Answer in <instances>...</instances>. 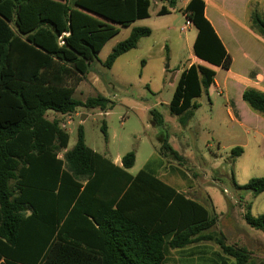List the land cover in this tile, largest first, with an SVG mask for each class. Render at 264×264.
<instances>
[{"label":"trees","instance_id":"16d2710c","mask_svg":"<svg viewBox=\"0 0 264 264\" xmlns=\"http://www.w3.org/2000/svg\"><path fill=\"white\" fill-rule=\"evenodd\" d=\"M149 6V0H0V264H170L171 251L200 241L220 247L217 264H264L210 232L216 216L148 165L130 175L133 153L114 166L85 145L80 128L73 148L57 157L69 136L46 112L104 107L103 97L82 103L72 96L116 35L113 24L147 19ZM167 13L161 7L157 15ZM183 15L196 29L194 57L228 70L232 60L205 17L204 1L188 0ZM251 24L264 39V19L253 14ZM149 35L148 28L134 29L103 66L111 68ZM214 77L212 69L194 64L180 73L169 110L182 115L181 124ZM241 98L264 115V93L246 89ZM152 114L159 123L160 115ZM160 152L182 159L165 139ZM241 154L240 147L231 151L232 158ZM239 188L264 193V178ZM244 221L264 233V215L246 213Z\"/></svg>","mask_w":264,"mask_h":264},{"label":"rangeland","instance_id":"374dc122","mask_svg":"<svg viewBox=\"0 0 264 264\" xmlns=\"http://www.w3.org/2000/svg\"><path fill=\"white\" fill-rule=\"evenodd\" d=\"M149 3L147 19L127 27L113 24L116 35L102 47L72 96L82 103L103 97L107 100L104 107L80 106L66 115L46 112L45 118L57 121L69 136L66 150L57 157L61 159L73 148L80 128L85 145L98 154L121 160L133 153L135 162L127 170L129 174L135 176L148 165L146 168L160 180L216 216L210 232L224 236L226 245L245 249L252 261L264 260V233L244 221L246 213L264 215V193L239 188L251 179L264 178V125L256 120L264 115L241 98L243 89L264 93V85L255 87L246 76L251 70L261 73L260 67L264 68V39L247 24L236 22L238 29L232 28L243 36L231 35L224 40L233 58L230 70L207 66L215 72L216 85L192 100L196 108L189 109L191 118L181 124L182 115L172 114L169 104L180 73L193 64L196 29L185 25L183 0ZM161 7L169 13L157 15ZM209 7L216 10L209 3L208 15ZM136 28H148L150 35L141 37L134 49L105 68L103 63L112 48ZM152 111L160 115L159 123ZM162 139L181 160L160 152ZM235 147L242 148V154L232 158ZM222 255L214 242L200 241L171 251L169 263L217 264Z\"/></svg>","mask_w":264,"mask_h":264},{"label":"crops","instance_id":"0c3cea01","mask_svg":"<svg viewBox=\"0 0 264 264\" xmlns=\"http://www.w3.org/2000/svg\"><path fill=\"white\" fill-rule=\"evenodd\" d=\"M205 4V17L210 22L211 26L213 27L214 31L216 32L217 36L219 37L220 41L222 42L226 52L230 56L232 63L233 58L230 55V51L225 43L224 40H227V37L233 36L236 37V34L242 35L241 31H234L233 28H237L236 22H240L242 26L246 24L251 27V17L253 14L258 15L259 17L264 19V0H203ZM188 0H183V6L187 4ZM209 3L213 4L216 7V10L210 9L208 15V5ZM214 12L217 14L214 16ZM229 16L232 21L230 22L227 18ZM233 27V28H232ZM262 37V36H261ZM230 41V40H229ZM192 62L194 65H201V66H210L206 62L198 60L196 57H193ZM231 63V65H232ZM231 68V66H230ZM261 73L255 72L251 70L247 73V79L251 81V84L255 87H261L264 85V72L262 67ZM230 70V69H229ZM260 70V69H259ZM215 84V81L213 83ZM244 90V89H243ZM243 90L241 92H243ZM242 94V93H241ZM239 116V115H238ZM240 118V116H239ZM257 123L264 125V119L257 118ZM101 155V154H100ZM103 156V155H102ZM105 157V156H103ZM107 158V157H105ZM114 166H121L120 158H116L115 160H111L107 158ZM129 170V169H128ZM128 172V171H127ZM131 175V174H130ZM167 184V183H166ZM174 188V187H173ZM178 191V190H177ZM180 192V191H179Z\"/></svg>","mask_w":264,"mask_h":264},{"label":"built area","instance_id":"2783aa9c","mask_svg":"<svg viewBox=\"0 0 264 264\" xmlns=\"http://www.w3.org/2000/svg\"><path fill=\"white\" fill-rule=\"evenodd\" d=\"M185 25H186L187 27L190 26V25H191L190 21L187 20L186 23H185ZM185 28H186V27H183L181 30H185Z\"/></svg>","mask_w":264,"mask_h":264}]
</instances>
